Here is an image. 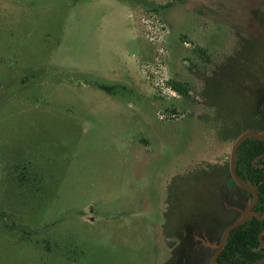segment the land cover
<instances>
[{"label": "rangeland", "instance_id": "1", "mask_svg": "<svg viewBox=\"0 0 264 264\" xmlns=\"http://www.w3.org/2000/svg\"><path fill=\"white\" fill-rule=\"evenodd\" d=\"M263 84L264 0H0V264H183Z\"/></svg>", "mask_w": 264, "mask_h": 264}, {"label": "flooded vegetation", "instance_id": "2", "mask_svg": "<svg viewBox=\"0 0 264 264\" xmlns=\"http://www.w3.org/2000/svg\"><path fill=\"white\" fill-rule=\"evenodd\" d=\"M262 92L264 93V91ZM254 103L255 104L260 103L261 105L259 116L252 114V116H254L257 119L256 125L258 126H254L253 128L247 129L243 131L242 133L238 134L234 142L246 131L252 130V131L258 132L259 134H264V94H262V97H259V98L255 96ZM248 139L254 140L256 142H260L264 146V141H258L253 138H247L246 140H244L242 144L238 147L237 152H236L235 171H236L238 178L244 185L249 186L256 191L258 199H257V202L253 205L252 209L250 210L251 218H248L240 226H238L237 228L229 232V234L227 235L225 239L224 247L227 241L229 240V238L232 236L233 232L239 229L240 227H242L243 225H248L254 219H256L257 221L261 223H264V202H260V193L258 192L255 185H253L247 179H245L246 181L241 179V177L238 175V172H237V155L241 147H243V144ZM250 146H251L250 144H246L245 147L243 148L247 150V147H250ZM229 161H230V153H229V160L227 164V171H228L229 179L222 178L223 176L222 173H221L222 176L221 175L218 176L221 182V187H220V190L218 191V200H217L218 209L217 210L220 211L221 217L223 216L225 218H223L220 222V225L217 228L215 227L213 230L207 229L208 231H205V230L202 231V228L204 226L203 227L198 226V227H193L191 232L188 233V238H191L195 242L196 246L202 250L200 254L198 253V256L196 257V260L198 259V261H195V264H210L211 259L213 258V256L218 250V247L221 242V237L224 231L232 224L238 221H242L243 215L246 212L247 208L253 203V199H254L253 195L250 192L238 186L236 182L233 180L231 173H230ZM249 164H250L251 170H260L264 172V147L262 148L261 151H259L258 153H256L254 156L250 158ZM238 168H239L238 169L239 173L243 174V177L246 178L247 172L245 169L242 168V166H240V163L238 164ZM204 233H206V236L204 235ZM200 235L202 236V238L206 237V241H204V239L198 238ZM258 238H259L260 244H259V247L255 251H259L260 254H263V257L256 262H251L248 264H255V263H258L264 260V228L259 233ZM224 247H223V250H224ZM212 249L214 252L212 251ZM205 251L207 252V255ZM221 253L219 254V256L221 255ZM208 257H209V260L207 263ZM216 264H217V260H216Z\"/></svg>", "mask_w": 264, "mask_h": 264}, {"label": "trees", "instance_id": "3", "mask_svg": "<svg viewBox=\"0 0 264 264\" xmlns=\"http://www.w3.org/2000/svg\"><path fill=\"white\" fill-rule=\"evenodd\" d=\"M177 92L180 95L184 96L187 93L184 85L174 86ZM103 90L107 91V88L102 87ZM246 144H250V147H247L245 150ZM241 147L238 155H237V172L238 175L246 181L249 180L260 193V202H264V172L260 170H251L249 160L252 156L262 150L264 147L262 143L256 142L254 140L248 139ZM242 166L243 169L246 170L247 175L246 178L243 177V174L238 171V164ZM264 228V223L257 221L256 219L252 220L248 225H243L239 229L235 230L232 236L227 241L224 250L221 255L217 259V264H248L251 262H256L263 257V254H260L259 251H255L259 247V238L258 235L261 230ZM188 251L190 255L184 259L183 264H194L196 257L194 254L195 251H199L201 253V249L198 248L195 242L188 238Z\"/></svg>", "mask_w": 264, "mask_h": 264}, {"label": "water", "instance_id": "4", "mask_svg": "<svg viewBox=\"0 0 264 264\" xmlns=\"http://www.w3.org/2000/svg\"><path fill=\"white\" fill-rule=\"evenodd\" d=\"M247 138H253V139L258 140V141H264V134H259L258 132L252 131V130L244 132L234 142V144L231 147L229 167H230L231 176H232L233 180L236 182V184L238 186H240L241 188L245 189L246 191L250 192L253 195V198H254L253 199V203L247 208L246 212L243 215L242 221H238V222L232 224L231 226H229L224 231V233H223V235L221 237V242H220V245L218 247V250L215 253V255L213 256V258L211 259L210 264H216V260H217V258L219 256V254L221 253V251L223 250V247H224V244H225V239H226L227 235L229 234V232H231L232 230H234L235 228H237L238 226H240L248 218H251L250 210L252 209L253 205L257 202V199H258L256 191L253 188L244 185L240 181V179L238 178V176L236 174V171H235V161H236V152H237V149L242 144V142L244 140H246ZM263 263H264V260H262V261H260L258 263H255V264H263Z\"/></svg>", "mask_w": 264, "mask_h": 264}]
</instances>
